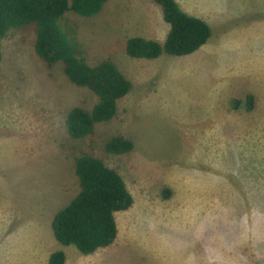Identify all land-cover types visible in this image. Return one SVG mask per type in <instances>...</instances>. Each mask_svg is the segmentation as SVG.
Instances as JSON below:
<instances>
[{"label": "rangeland", "instance_id": "rangeland-1", "mask_svg": "<svg viewBox=\"0 0 264 264\" xmlns=\"http://www.w3.org/2000/svg\"><path fill=\"white\" fill-rule=\"evenodd\" d=\"M179 1L212 22V36L193 53L153 59L130 56L126 43L166 22L154 0L65 13L88 62L111 60L132 83L117 115L84 138L70 135L66 118L98 96L36 53L34 25L4 37L0 264H50L57 250L65 264H264V0ZM114 136L134 149L108 152ZM84 153L119 171L134 197L117 213L114 243L89 254L52 228L80 191Z\"/></svg>", "mask_w": 264, "mask_h": 264}, {"label": "trees", "instance_id": "trees-1", "mask_svg": "<svg viewBox=\"0 0 264 264\" xmlns=\"http://www.w3.org/2000/svg\"><path fill=\"white\" fill-rule=\"evenodd\" d=\"M108 0H0V63L3 59L2 40L13 29L29 24L36 28V53L48 64L61 62L67 77L76 85L87 87L98 101L91 109L76 106L66 118L70 135L84 138L94 132L96 124L113 119L119 101L131 90V80L111 60L90 64L63 20L68 10L84 16L98 13ZM162 8L170 25L164 42L134 36L127 40V53L136 58H157L163 53L187 55L204 46L212 36L210 24L184 11L177 0H154ZM254 96L247 95L251 108ZM135 147L132 139L114 136L106 142L113 154H127ZM80 181L79 193L54 215L52 228L58 241L74 244L82 252L94 253L110 246L119 233L117 213L134 204L123 176L101 158L84 153L76 159ZM50 264H65L66 253H51Z\"/></svg>", "mask_w": 264, "mask_h": 264}, {"label": "crops", "instance_id": "crops-1", "mask_svg": "<svg viewBox=\"0 0 264 264\" xmlns=\"http://www.w3.org/2000/svg\"><path fill=\"white\" fill-rule=\"evenodd\" d=\"M178 3L180 4L181 8L186 11L187 13L200 17L204 20H206L210 26L212 27V22L204 15L202 14L200 11L198 12V9L192 6H189V2H186L184 4H182L179 0ZM186 6V7H185ZM163 13V12H162ZM150 29L146 30V34L142 35L141 37L147 38V39H156L159 42H164L167 34L170 30V25L166 24V22H162V19H158L155 21H150ZM139 36V35H138Z\"/></svg>", "mask_w": 264, "mask_h": 264}]
</instances>
